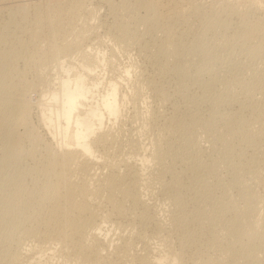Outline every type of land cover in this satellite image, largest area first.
<instances>
[{"label":"bare ground","instance_id":"6f19581e","mask_svg":"<svg viewBox=\"0 0 264 264\" xmlns=\"http://www.w3.org/2000/svg\"><path fill=\"white\" fill-rule=\"evenodd\" d=\"M87 1L10 0V7L13 4L10 9L13 12L10 11L11 15H8L10 18L2 22L0 30V169L9 164H23V158L25 160L26 157L31 158V160L26 158L30 162L33 161L32 159L35 162L33 161L34 164L28 167L21 165V170L18 177H16L17 179L8 180L9 182L11 181L10 184L7 183L8 181L5 182L6 184L1 183L0 229L7 226L11 230L21 232L26 240L32 238L33 241L30 245L23 243L25 247L21 243L22 249L13 253L0 248V264H183L187 244L194 246L199 240V234L201 235V233L194 229L192 232L191 227L195 226L194 224L190 226L191 229L189 228V231L191 230L190 234L187 233L185 235L182 232L180 238L178 236L179 247L177 246V249L173 248L172 242L173 246H169L171 245L169 237H167L170 235L169 232V235L166 234V237H162V241L167 247L163 252L158 249V243H151L153 245L147 243L143 252H132L135 249L133 247L137 239L140 241L147 239L146 233H144L145 237L138 233L135 234V227L137 223H141L140 225L145 227L149 223H155L158 212L154 208L157 214L155 215L153 213L154 209L150 210L151 205L147 198L152 193L150 191L158 190L157 193L155 192L156 194L161 192L165 197L168 196L171 199L176 194H179V196L176 195L178 199L182 198L180 196H183L179 192L174 193L178 189L180 192L182 191L181 189H183L184 184L181 183L183 180L180 183V177H172L173 171L170 175L172 177L170 180L166 179L165 176L170 172V167L167 163L170 160H167L168 157H171L170 139L175 133H180V129L182 132H187L189 129L192 131L201 129L203 130L202 134L206 135L205 137L208 142L218 146L221 145L222 149H227V151L225 150L226 154H239L241 161L230 162L228 168L236 176L239 174L241 167L244 166L243 160L246 159L245 155L249 153H245L246 148L243 149L242 146H249V151L251 150L249 154L254 155L257 149H260L259 140L264 137V25H262L261 21L263 17L258 18L261 15L255 17L257 14L254 15L252 13L253 11L264 13V0H211L207 6H204L205 3L201 4L203 0H198L199 2L197 0L133 1V6H131L133 8L132 12L136 13H134L135 17L133 16L134 18H132L161 31L163 34L161 38L157 39L158 42L154 41L156 43L155 53L157 57L164 59L165 64L174 63L177 68V77L188 74L190 70L191 74L194 72L193 75L190 74L191 77H188L191 78V84L195 83L196 87L201 84L205 88L208 87V91L212 89H209V86H214L215 84L213 85V83L217 81L218 77L220 78V76L216 75V79L215 74L217 72L221 73L222 69H225L222 68L225 63L224 55L228 49L230 51L231 45L227 37L223 36L222 42L217 44L215 48L213 47L214 49L209 52H205L199 48L196 49L194 46L183 47L176 28L178 23L187 22L192 17L205 19L212 29L228 31L229 28L238 22L237 20L236 23L231 25L232 21H234L232 17L239 16L240 23H238L237 27L235 26L237 29L234 31L232 38L239 40L242 45L241 47L251 57L262 59L263 68L261 70L256 69L257 71L254 72V75L252 73V79L249 81L246 77L243 78V74L241 75L242 77L232 74L233 76L229 77V80H226H228V86L230 88L233 87L229 88L230 90L224 88L227 91H221L222 93L219 91L218 95L215 94L216 97H212L211 95L210 97L208 95L204 96V98H209L198 101L196 103L198 104L197 107H194H201L199 106L201 102V105L208 112L206 111L207 113L203 114L205 111L202 110L204 112L200 114L199 111L201 110H196L198 113H188L189 116L187 117L186 115L187 118L184 119V123H174L171 120L168 126L160 124L158 122L160 114L158 113L157 115L160 109H154L157 112L153 111V109L151 111L148 108L149 106H147L146 108L151 111L150 119L153 123L152 127L149 125L151 122L148 123L150 128L144 126V121H142L143 123L141 122L143 126L137 124V128L134 129V131H137L135 135L138 133L137 139L129 143V146L134 149V151L131 150V152H134V155L128 158L127 156L126 158H119L118 160L115 159L120 154H117L118 156L116 157L114 156L116 154H113L114 159L111 153L114 152L112 144L118 139H115L118 133H114L116 132L114 131V125L115 123L117 124L118 121L116 120L119 119L123 111L121 107L122 99L119 92L120 86L127 85L131 89L133 92V103L138 110L141 103H146L147 105L145 101L148 96L144 92L145 89L140 87L142 82L141 84H139L140 82L136 83L142 78L137 65L130 62L123 64L122 62L123 66H121L118 63L121 59L119 61L116 59V62L113 59L115 55L112 54V56L109 55L112 58L109 57L106 53L107 50L105 49V52V50H101L102 48H100L102 44H99V42L102 40L99 41L98 38L101 34L97 32L93 34L92 32L91 34L94 36L87 35L90 46L86 49L81 48L82 50L77 48L81 44L79 41L73 40L70 42L67 38L70 35L76 36L75 38L79 36L83 37L85 35L84 32L87 31L85 30L86 26L84 27L83 25H86V22H83V29L80 28V32L77 29L78 32H75L73 23L76 18L80 16V19L87 17V19L89 18L88 20H94L96 17L95 10H97L96 7L99 10L100 4L94 6V10L91 4L92 1L90 4H87ZM114 3L113 1L109 2L108 6L113 12L115 9L116 12H119L120 7H125L126 5L125 0H121L120 4H116L119 6L118 10ZM31 5L33 6L32 13H30L29 7ZM127 9L129 8L127 7ZM116 12H114V15ZM139 12L140 14H138ZM84 13L88 15L85 14V17ZM124 15H116L117 17L115 16L112 22L115 24V31L113 33L119 38V42L123 46V42L126 41V44H128L127 39L132 38L131 32L133 31L127 27L128 22L134 23L132 22V18L130 19L129 17L130 20L127 19L128 13L127 16L125 15L124 17ZM81 16L83 17L81 18ZM104 19L106 18L104 17ZM87 23L90 22L88 21ZM104 24L106 23L104 22ZM11 25L16 26L11 29ZM110 26V29H113L114 25ZM133 28L132 30H134ZM145 28L147 29L146 26ZM8 29L10 30L8 31ZM110 29H108V32ZM5 31L9 33L6 35ZM26 36L29 38V41L27 40L28 43H25ZM56 39H60L61 42H58ZM116 43L115 45L118 44ZM98 44L99 48L98 46H94ZM29 46L33 48L29 49ZM118 46L120 45L118 44ZM120 47L118 48V52L121 50ZM113 50V48L110 49L112 52ZM123 50L126 49L123 48ZM123 52L125 51H122V55H125ZM196 56H199L197 59L198 63L196 62L197 65L190 66L188 63L193 58L196 59ZM17 61L24 62L26 68L30 67L31 70L33 68L36 72V80L38 79L40 84L42 81L46 83L49 79L53 80V82L50 80L52 83H47V85L49 84L47 89L42 87L39 94L40 99L38 98L39 100H37L35 98L37 100V102L35 101L36 103H33L34 101L31 99L30 93L38 86L39 81H34L35 83L32 82L33 80L28 81L27 77L25 78L24 76L25 72L23 70L25 68L22 67L23 70L22 68L19 69V65H16L18 64ZM53 72H55V76H49L53 75ZM141 73L143 72L141 71ZM43 74L46 75L43 76ZM210 75L214 76L209 78ZM45 76H49L47 80L44 79L46 78ZM188 77L186 75V78ZM219 80L221 81V78ZM146 83L152 88L151 90L149 88V90L155 95L164 97L154 79ZM149 94L153 95L151 92ZM155 95H153L154 98ZM122 98H126V96L123 95ZM35 104L38 107V113H36L39 114V118L36 116L39 120L38 124L49 135H46L49 141L42 138L41 131H39L41 128L39 127L40 129H38V126L36 127L30 119ZM189 108L191 109L192 107ZM200 109L203 108L201 107ZM147 111L136 113L135 116L137 115L138 118L143 119L145 117L144 113L147 115ZM146 117L145 119L147 120L149 117ZM147 121L149 122V119ZM146 123L145 125H147ZM182 134L184 135V132ZM138 135L140 136L138 137ZM26 140L30 142V144L28 142L29 145L24 144ZM44 140L46 147L43 145L45 152L42 155V152L38 151V146ZM110 149L112 150L109 151ZM101 150H107V154H102ZM119 151L121 150L119 149ZM39 152L41 154L38 156ZM104 152L106 153V151ZM108 153L113 160H109ZM248 156L250 158L253 155ZM28 162L25 165H28ZM183 162L185 163L186 161ZM206 162L203 160L199 163L194 162V164L192 163L193 165L190 163L191 166L187 167V170H192L191 173L193 171L195 173L204 172L201 179L203 184L199 185L200 189L205 190L207 194H213V191L216 192V189H218V186L215 185L214 176L210 172L215 165L211 162ZM176 165H174L175 169L177 168ZM100 168L106 169L107 172H101ZM258 168L261 167L257 166ZM184 169L182 170L184 171ZM99 170L101 171L98 172ZM250 171L257 178L261 177L256 169ZM75 173H77V176H75ZM179 173L181 174V172ZM27 178L31 179L29 185L26 184ZM197 191L201 192L202 190ZM189 193H192L191 190ZM203 193L201 192L200 194ZM222 194L224 196L218 198L217 202H210L208 200L207 206L204 203L207 202L206 199L203 202L205 204L204 208L193 207L194 210L189 212H184L181 208L183 213L181 215L175 208L176 203L179 202H175V206L173 205L175 210H177L176 213L179 212L180 215L179 217L175 215V223L178 224L179 222L181 224L182 218L190 222L189 224L193 223L192 221H195V224L199 222L202 224L204 234L209 235V238L207 237L208 241H205L206 243L208 242V245L205 244L207 246L206 252L200 253L201 255L198 257L194 256L195 258L190 259L186 264H263L259 256L261 252H264V234L260 231L259 222L255 215L264 211V197L254 198V203L256 204L252 207H246L242 206L238 200L229 196L226 191L223 190ZM192 196L190 195V199L196 203L201 195H195L194 197L192 194ZM175 197L173 198L174 201L176 200ZM168 199L166 200L168 201ZM183 201L182 204L179 203L178 208L183 205ZM102 202L106 203V206L109 208L101 212L100 207L102 206ZM203 203H201V206ZM173 210L171 211L174 214ZM171 211L170 214H172ZM124 218L132 220L130 225H126L129 227L125 228L124 226V229L114 232V235H110L109 232L113 226L118 227L119 230L122 224H124V221L122 222ZM170 219H173V217ZM126 223L129 224V222ZM186 226L188 224L178 230L185 231L187 230ZM130 227H134L135 230L132 231ZM161 228L163 227L161 226ZM202 228L200 232H202ZM195 229L197 230V226ZM175 231L173 232L175 233ZM143 232L145 231L143 230ZM147 234H149V231ZM152 237L154 235H151ZM210 249L215 251L216 254H211ZM262 256L264 257V255Z\"/></svg>","mask_w":264,"mask_h":264},{"label":"rangeland","instance_id":"374dc122","mask_svg":"<svg viewBox=\"0 0 264 264\" xmlns=\"http://www.w3.org/2000/svg\"><path fill=\"white\" fill-rule=\"evenodd\" d=\"M7 1V2H6ZM10 0H0V18L2 19V21H1V19H0V30H1V27H2V22L3 21H6V20H8L10 17V15H11V12L10 11H12L13 12V10H11L10 8L12 7V5H11V7H10V2H9ZM92 1V2H91ZM95 0H88L87 1V4H90V2H91V4L93 5H91L93 8H94V10H95V7L94 6H97V5H99L100 4V6L101 7H99V10H98V8L96 7V9L99 11H97V10H95L94 12L96 13V17L94 18V20L93 19H90V20H88L87 19V17H86V15H88V14H86V13H84V16L86 17L85 19H84V17L83 16H81V18L83 17V19H84V21H83V19H80V16L78 17V18H76L75 19V22L73 23V25H74V27H75V32H78L79 30L81 31V29H83L82 27H83V25H84V27L86 28L85 30H87L86 32H84V36L82 37V36H79L80 37V39H79V37H77V38H75L74 36H71L70 35V37L68 36L67 38L70 40V42L71 41H73V40H77V41H79L81 44H80V47H78L77 46V48H80V50H82L83 48L84 49H86L88 46H90V43H89V39L87 38V35L89 36V35H93V34H96V32L98 33V34H103L102 36L100 35V37L98 38L99 39V41H101V42H99V44H102L101 46H100V48H102L101 50H107V52H106V50H105V52L107 53V55L109 56V55H111L112 56V54L113 55H115L114 56V61H116V59H118L117 61H119V59H125L124 61L122 60H120L118 63H120V65L121 66H123L122 65V62H123V64H125V62H126V64L127 63H135L134 65H137V68L139 69H137L138 71H140L139 73H140V75H142L141 77L143 78H141V79H139V81H137L136 83H139V84H141V82H142V84H141V86L138 84V86H140L142 89H145L144 90V92H146L147 93V96H148V98H147V100L145 101V102H147V105H146V103H139L140 104V106H139V110H138V108L135 106V104L133 103V92L131 91V89H129V87H127V85H122L123 87H121L120 86V89H119V92H120V97H121V107H122V109H123V111H122V115L119 117V119L118 120H116V121H118L117 122V124L115 123V125H114V128H115V130H114V128H113V130L114 131H116V132H114L115 134H117V136H115V139H117V140H115L114 142H113V144H112V149H114L113 151V153H111V156H112V158H114L115 159V157L116 156H118L119 154H120V156H118V158L116 157V159L115 160H118L119 158H126V156H127V158L128 157H131V156H133L134 155V152H131V150H133L134 151V149L131 147V146H129V143L130 142H132V140H135V139H137V134L135 135V133L137 132L136 130L134 131V129L135 128H137V124H139V126H143L142 124H141V122L142 121H144V126L145 127H147V128H150L149 127V125H151V127H152V125H153V123L151 122V119H150V115H151V111H152V109H153V111H156V110H154V109H156L157 108V110H159L160 112H157V115H158V113L160 114V116H158L159 117V119H158V122L160 123V124H165V125H169V123H170V121L172 120L174 123H184V119L185 118H187L188 116H189V114H194V112L195 113H198V112H196V110H204V111H199V113L200 114H202L203 112V114H206L208 111L206 110V108L205 107H203V105H201V102H200V104H199V106H201L203 109H200L201 107H199V108H196L197 107V105L198 104H196L198 101H201V100H203V99H206V98H209L210 97V95L212 96V97H216V95H218L221 91L222 92H226L230 87L228 86V80L231 78V76H238V77H242L243 76V78L244 77H246L247 78V80L249 81V80H251L252 79V76L254 75V72H256L257 70L256 69H262L263 68V63H262V59H260L259 57H251L250 56V54L249 53H247V51L244 49V48H242L241 46V42L239 41V40H234L233 38H232V35L234 34V31L237 29L236 27L239 25L238 23H240V17L239 16H235L234 18L232 17V20H234V21H232V23H231V25H233V23H236L237 22V20H238V22L236 23V24H234L231 28H229L228 29V31H221V29L220 30H218V29H212V28H210L209 27V25L206 23V20L205 19H202V18H196V17H192V18H190L187 22H180V23H178V25H177V33L180 35V39H181V41H182V45H183V47H196V49H202L203 51H205V52H209V51H212L216 46H217V44H219V43H221L222 42V38H223V36H226L227 37V39H228V41H229V43H230V45H231V49H230V51H229V49H228V51H227V53H225V55H224V58H225V63H224V67L222 66V68H227L226 69V71H225V69L223 70L222 69V75H224L225 73H226V75H228L227 77H225L226 75H224V76H222L221 75V73L220 72H217L216 74H215V76L217 75V76H220V78H221V81L219 80L218 81V79H220L219 77H218V79H217V76H216V79H217V81L215 82V83H213V85L214 86H209V89L210 88H212V89H210V91H208V87H206L205 88V86L203 87L201 84L199 85L200 87H201V89H200V87L198 88V87H196V84L195 83H193V84H191V78H189V77H191L190 76V72H191V70H190V72L188 73V74H186L187 75V77L188 78H186V75H183V76H179V77H177V68H176V65L174 64V63H168V64H165V60L164 59H160V57L158 58L157 57V55H156V49H155V45H156V43H154V41L156 42H158V40L157 39H159V38H161L162 37V32L161 31H158L157 29H153V28H151V27H149L148 25H144V24H142V23H140L139 21H137L136 19V21L133 19L135 16H134V13H136V12H132V10H133V8L131 7V6H133V3L135 2V0H125V7H120V10H119V6H117L116 4H120L121 3V0H96L95 2H94ZM104 3H103V2ZM115 2L114 4L116 5V7L118 8V10H119V12H116V9L114 10V12H116V14L114 15V12L112 11V9L110 8V7H108L109 6V2ZM134 1V2H133ZM198 1V0H197ZM98 2V3H97ZM106 2V3H105ZM117 2V3H116ZM128 2V3H127ZM132 2V3H131ZM199 2V1H198ZM208 2V3H207ZM211 2V0L209 1V0H205V2H204V0H203V3H202V1H201V4H204L205 3V5L204 6H207V4H209ZM2 3V4H1ZM96 4V5H95ZM103 4V5H102ZM132 4V5H131ZM105 5V6H104ZM102 6H104V7H102ZM121 6H122V4H121ZM124 6V5H123ZM30 7V13H32V10H33V6L31 5V6H29ZM127 7L129 8V9H127ZM5 8V9H4ZM91 8V7H90ZM103 8V9H102ZM124 10H123V9ZM131 9V10H130ZM106 10V11H105ZM117 10V11H118ZM122 10V11H121ZM121 11V12H120ZM123 12V13H122ZM141 13H143L142 11H140ZM140 12L138 13V14H140ZM10 13V14H9ZM110 13V14H109ZM119 13V14H118ZM127 13H128V17H127V19H129V17H130V19L132 18V22H134L133 24H131V21H129L128 23V25H127V27L128 28H130L129 30H131V31H133V32H131L132 33V38H128L127 39V43L129 44H131L132 46H134V47H132L130 44L128 45V44H126V41L125 42H123L124 43V46L122 45V43L120 44V42H119V38H117L115 35H114V33H113V31H115V24H113L112 22H113V18L116 16V15H122V14H125L126 16H127ZM129 13H130V15H129ZM259 13V14H258ZM4 14V15H3ZM86 14V15H85ZM98 14V15H97ZM109 14V15H108ZM252 14H257V15H255V17H257V16H260V17H258V18H262V25H264V13H261V12H258V11H253V13ZM251 14V16H253L254 17V15H252ZM9 15V16H8ZM125 15H124V17H125ZM113 16V17H112ZM7 17V18H6ZM98 17V18H97ZM104 17L106 18V19H104ZM111 19H110V18ZM117 17V16H116ZM236 17H238V18H236ZM109 18V19H108ZM96 19V20H95ZM99 19V20H98ZM102 19V20H101ZM104 19V20H103ZM129 19V20H130ZM81 20V21H80ZM87 20V21H86ZM92 20V21H91ZM79 21V22H78ZM90 22V23H87V22ZM98 21V22H97ZM100 21V22H99ZM184 21V20H183ZM83 22H86V25L85 24H83ZM93 22V23H92ZM104 22L106 23V24H104ZM137 22V23H136ZM139 22V23H138ZM76 23V24H75ZM95 23V24H94ZM102 23V24H101ZM115 23V22H114ZM81 24V25H80ZM83 24V25H82ZM88 24V25H87ZM89 24H90V26L92 27H90L89 26ZM92 24V25H91ZM100 24V25H99ZM131 24V25H130ZM94 25H95V27H94ZM109 25V26H108ZM110 25H114L112 28L113 29H110ZM133 25V26H132ZM141 25V26H140ZM16 25H11V29H13L12 27H15ZM78 28H77V27ZM143 26V27H142ZM145 26L147 27V29L145 28ZM236 26V27H235ZM87 27H88V29L90 30H88L87 29ZM135 30H132V28ZM81 28V29H80ZM136 28V29H135ZM77 29H78V31H77ZM94 29V30H93ZM96 29V30H95ZM99 29V30H98ZM108 29H110V30H112L111 32H110V30H109V32H108ZM150 29H152V30H150ZM6 30V29H5ZM10 29H8V31H9ZM154 30V31H153ZM7 31V30H6ZM6 31H5V33H6ZM79 31V32H80ZM93 32V34H91ZM153 32H154V34H153ZM9 32H7L6 33V35L8 34ZM113 33V34H112ZM134 33V34H133ZM161 35H160V34ZM182 33V34H181ZM104 34H106V35H104ZM108 34H112L111 35V37H110V35H108ZM108 35V36H107ZM86 36V37H85ZM94 36V35H93ZM113 36V37H112ZM75 39H74V38ZM104 39H103V38ZM116 37V38H115ZM71 38V39H70ZM84 38V40H82V39ZM87 38V39H86ZM109 38V39H108ZM115 38V39H114ZM155 38V39H154ZM25 39H26V42L25 43H28L27 42V40L29 41V38L26 36L25 37ZM97 39V40H98ZM114 39V40H113ZM130 39V40H129ZM154 39V40H153ZM56 40H58V42H61V40L60 39H56ZM25 41V40H24ZM103 41H104V43H103ZM107 41V42H106ZM112 41V42H111ZM119 42L118 44L121 46H118V44L117 45H115V42ZM129 41V42H128ZM114 42V43H113ZM134 42V43H133ZM84 43V44H83ZM112 43V44H111ZM153 43V44H152ZM86 44V45H85ZM89 44V45H88ZM99 44L98 45H94L95 47H97L98 46V48H99ZM109 44H110V46H109ZM136 44V45H135ZM73 45V44H72ZM92 45V44H91ZM107 45V46H106ZM229 45V46H230ZM82 46V47H81ZM122 46H123V48L124 49H126V50H123V48H122ZM127 46H129L130 47V51H129V47H127ZM30 47V48H29ZM28 48L29 49H32L33 47L32 46H29ZM94 47V48H95ZM111 47V48H110ZM116 47H117V50H116ZM121 48V50H119L120 52H118V48ZM126 47V48H125ZM214 47V48H213ZM82 48V49H81ZM114 49L113 50V52L112 51H110V49ZM230 48V47H229ZM128 49V50H127ZM133 49V50H132ZM79 50V49H78ZM78 50H76V51H78ZM116 50V51H115ZM108 51H110V52H108ZM122 51H125V52H123L125 55H122ZM114 53H117V54H114ZM118 53H120V54H118ZM198 53H200V52H198ZM154 54H155V56H154ZM128 55V56H127ZM111 56H109V57H111ZM118 56H120V57H118ZM130 56V57H129ZM125 57V58H124ZM199 57V56H198ZM198 57L196 56L195 58L196 59H192L188 64L190 65V66H194V65H197V63H198V61H197V59H198ZM112 58V57H111ZM131 58V59H130ZM127 59V60H126ZM129 60V61H128ZM163 60H164V62H163ZM260 60V61H259ZM116 61V62H117ZM258 61V62H257ZM18 62V61H17ZM16 62V63H17ZM197 62V63H196ZM253 63V64H252ZM262 63V64H261ZM258 64V65H257ZM16 65H19V69H21L22 67L23 68H25L24 70H23V68H22V70L25 72L24 73V76H25V78L27 77V79H28V81L30 80H33L32 82H38L39 80L37 79L36 80V72H35V70L32 68V70H31V68L30 67H28L29 68V70H28V68H26L25 67V64H24V62H18V64H16ZM140 66V67H139ZM166 66V67H165ZM230 68V69H229ZM253 68H255V69H253ZM252 69V70H251ZM26 70V71H25ZM31 70V71H30ZM228 70H230V71H228ZM233 70V71H232ZM141 71L143 72V73H141ZM225 71V72H224ZM247 71V72H246ZM251 71V72H250ZM253 71V72H252ZM48 72V71H47ZM161 72V73H160ZM164 72V73H163ZM215 72H216V70H215ZM230 72H231V74H230ZM30 73V74H29ZM45 73H46V71H45ZM55 72H53L52 74L53 75H49V76H51V77H54L55 76V74H54ZM219 73V74H218ZM224 73V74H223ZM228 73V74H227ZM235 73V74H234ZM247 73H248V75H247ZM252 73H253V75H252ZM194 74V72H192V74L191 75H193ZM233 74V75H232ZM237 74V75H236ZM243 74V75H242ZM28 75V76H27ZM44 75H46V74H43V76ZM242 75V76H241ZM244 75H246V76H244ZM32 76V77H31ZM36 76V77H35ZM49 76H45L46 78H44V79H46L47 80V78L49 77ZM212 76H214V75H210L209 76V78H211ZM145 77V78H144ZM181 77V79H182V77H183V79L181 80V79H179ZM186 79H185V78ZM230 77V78H229ZM249 77H251L250 79H249ZM35 78V79H34ZM229 78V79H228ZM245 78V79H246ZM148 79V80H147ZM151 79H154L155 81H156V83H157V85H158V89L164 94V97H160L161 95H158L157 96V94L155 95L152 91H150L152 88L148 85V83H146L147 81L149 82ZM224 79V80H223ZM226 79H228V80H226ZM51 79H49L48 81H46V83L45 82H43L42 81V83L40 84V81L38 82V86L36 87V88H34L32 91H31V93H30V91H29V93H30V97H31V99L34 101L33 103H36L37 102V100H39L40 98V96H39V94L41 93V90H42V87L43 88H45V89H47L48 88V85L50 84V83H52L53 82V80H51ZM141 80V81H140ZM145 80H146V82H145ZM34 82V83H35ZM50 82V83H49ZM144 82V83H143ZM44 83V84H43ZM47 83H49L48 85H47ZM135 83V82H134ZM191 85H190V84ZM219 83V84H218ZM227 84V85H226ZM43 85V86H42ZM147 85V86H146ZM190 85V86H189ZM220 85V86H219ZM224 85V86H223ZM41 86V87H40ZM46 86V87H45ZM149 86V87H148ZM188 86V87H187ZM192 86V87H191ZM227 86V87H226ZM148 87V88H147ZM219 87V88H218ZM233 87V86H232ZM231 87V88H232ZM147 88V89H146ZM149 88H150V90H149ZM196 88V89H195ZM203 88V89H202ZM217 88V89H216ZM227 89V90H225V89ZM230 88V89H231ZM193 89V90H192ZM219 89V90H218ZM229 89V90H230ZM36 90V91H35ZM147 90V91H146ZM191 90V91H190ZM213 90V91H212ZM214 90H216V91H214ZM220 91V92H219ZM34 92V93H33ZM152 93L153 95H155V98H154V96L153 95H151V94H149V93ZM213 92H215V93H213ZM217 92V93H216ZM221 92V93H222ZM213 94V95H212ZM216 94V95H215ZM126 96V98H122V96ZM149 95H151L150 97H149ZM209 96V97H205L204 98V96ZM153 97V98H152ZM203 97V98H202ZM35 98H37V100L35 99ZM39 98V99H38ZM200 98H202V99H200ZM152 99V100H151ZM198 99H200V100H198ZM195 100H197V101H195ZM36 101V102H35ZM193 103H195V104H193ZM146 105V106H145ZM147 106H149L148 108L149 109H151V111L148 109V108H146ZM150 106H151V108H150ZM194 106H196V107H194ZM34 108L32 109L33 111H32V113H31V117H30V119L33 121H31L36 127L38 126V129H40L41 127H40V125L38 124L39 123V120H38V115L39 114H36V113H38V107H37V105L35 104L34 106H33ZM189 107H192L191 109L189 108ZM193 107H194V109H193ZM145 108V109H144ZM188 108V109H187ZM205 108V109H204ZM36 109V110H35ZM190 109V110H189ZM137 110V111H136ZM145 110H148L147 111V115H146V113H144L145 114V117L146 118H148L149 119V122L145 119V117L142 119V118H138V116H137V118H136V116H135V114L136 113H143V111H145ZM192 110H194V111H192ZM139 111V112H138ZM162 111V112H161ZM207 111V112H206ZM149 112H150V114H149ZM192 112V113H191ZM189 113V114H188ZM186 115H187V117H186ZM199 115V114H198ZM38 118H37V117ZM135 117V118H134ZM137 119V120H136ZM133 120V121H132ZM146 120V121H145ZM145 122H147L146 124L147 125H145ZM151 122V124H149L148 125V123H150ZM125 123V124H124ZM133 123V124H132ZM135 123V124H134ZM143 123V122H142ZM141 124V125H140ZM136 125V126H135ZM130 128H129V127ZM40 127V128H39ZM132 127V128H131ZM42 129V128H41ZM39 130V131H41L40 132V134H41V136H42V138L44 139L45 138V140L46 141H49V139H48V134L47 133H45V130ZM117 129H119V130H117ZM190 130V129H189ZM187 131V132H185V131H183L184 132V135L182 134L183 132L181 131V129L179 130L180 131V133H175L174 134V136L172 135V138L170 139V145H171V148H172V150H171V148H170V155H171V157H168V159L167 160H169L167 163H168V166L170 167V172H168L165 176H166V179H171L172 177H174V176H176L177 178H179V182L181 183V181L183 180V182L181 183V184H184L183 185V189H181L182 191L180 192V190L178 189L176 192H174V193H181L180 195H183V196H180V197H182V198H180V199H178L177 198V196H179V194L176 196V195H174V197H175V201H174V197L171 199V197H168V196H166L165 197V195L164 194H162L160 191V193H158V194H156L157 192H158V190H156V191H150V192H152V193H150L149 194V192H148V194H149V196H147V198H148V202H150L149 204L151 205V209L150 210H153L154 208H156V211L158 212V215L155 213V209L152 211L155 215H157L156 216V220H155V223H151V224H153L152 226H151V224L149 223V225L148 226H142V225H140L139 223H137V226L135 227V229H134V227H130V229L132 230V231H134L135 230V234H140L141 236H144L145 237V234L144 233H146V237H147V242H146V240H139V239H137L136 241H135V244H134V247H133V249L134 250H132V252H136V251H140V252H143L144 250H145V247L147 246V243L148 244H150V245H153V244H151V243H158V249H160V251L161 252H163L164 250H166V246L164 245L165 243L162 241V237H166L167 235H169V236H167V237H169V240H170V244H171V242H172V244L175 246H173L172 244L171 245H169V246H173V248H178L179 246V238H180V234L182 233V232H184L185 233V235H187V233L188 234H190V232H191V230H192V232H193V229L195 230V231H197V232H199V233H201V235L199 234V237H198V241H197V245L199 246H197L196 244L193 246H190V244H187L188 246H186V248H185V260H183V264H186V262H189V260L190 259H192V258H195V257H198L199 255H201L202 253H205L206 252V250H207V246L206 245H208V242L206 243L205 241L209 238L208 236V234H204V229L202 228V224L201 223H199V222H197V224H195L196 222L195 221H192L193 223H191V224H189L190 222H188V221H186L185 219H181V224L178 222V224L177 223H175V220H174V218L176 217V216H180L181 214H183L182 213V210L185 212H189V211H193L194 210V208L196 207V208H198V207H203L204 208V203H206V206L208 205L207 203H208V200L210 201V202H217V200H219L218 198H220V197H222V196H224L222 193H223V190L224 191H226L227 193H228V195L229 196H231V197H233L234 199H236V200H238V202H240V204L242 205V206H246V207H252V206H254L256 203H254V198H259V197H264V137H262L260 140H259V145H260V149H257V151H256V153H255V155L254 154H249L250 152H251V150L249 151V149L250 148H248L247 147V145H244V146H246V147H244V146H242L243 147V149L244 148H246L245 149V153H248V155H253L254 157H256V158H254L253 156H251L250 158H248L249 156L246 154L245 155V157H246V159H244L243 160V162H244V166L243 167H241V170H240V172H239V174L236 176V175H234V173L232 172V171H229L230 169H228L229 168V164H230V162H240L241 160H240V156H239V154H237V153H229V154H226V151H227V149H225V148H223L222 149V146L221 145H215V144H212V143H210V142H208V140L206 139V135H203L202 134V132H203V130H201V129H196V130H190V131ZM119 131V132H118ZM131 131H133V132H131ZM43 132H44V136H43ZM132 133H134V134H132ZM187 133V134H186ZM180 134V135H179ZM186 134V135H185ZM46 135H48V136H46ZM179 137H178V136ZM140 135H138V137H139ZM181 136V137H180ZM45 140L43 141V143H41V145L39 144V146H38V151H40V152H42V155H43V152H45L43 149H44V147H43V145L45 146L46 144V142H45ZM26 142V143H25ZM24 142V144H28V142L29 141H25ZM29 144H30V142H29ZM28 144V145H29ZM27 145V146H28ZM115 146V148H113ZM40 147H43V148H40ZM46 147V146H45ZM119 147V148H118ZM117 148V149H116ZM132 148V149H131ZM248 148V149H247ZM259 148V147H258ZM112 149H110L109 151H111ZM119 149L121 150V151H119ZM116 150V151H115ZM226 150V151H225ZM246 150H248V151H246ZM37 151V152H38ZM102 151V154H107V150H101ZM104 151H106V153L104 152ZM118 151V152H117ZM38 153V156L41 154V153ZM190 152V153H189ZM192 152V153H191ZM110 153V152H109ZM108 153V154H109ZM130 153H133V154H130ZM172 153V154H171ZM187 153H189V154H187ZM258 153V154H257ZM113 154H116V155H114L115 157H113ZM118 154V155H117ZM174 154V155H173ZM176 154V155H175ZM185 154V155H184ZM187 154V155H186ZM257 154V155H256ZM121 155H123V156H121ZM173 155V156H172ZM179 155V156H178ZM188 155H190L189 156V160H188ZM110 156V154H109V160H111L112 158H110L111 157ZM169 156V155H168ZM179 157V159H178V157ZM183 156H184V158H183ZM174 157V159L172 160V158ZM177 157V158H176ZM182 157V158H181ZM186 157V158H185ZM27 159H29V160H31V158H28V157H26ZM25 158V160H24V158H23V164H9L8 166H6V167H4V168H2V169H0V186H1V183L3 184V183H5V182H7L8 180H12L13 178L15 179L16 177H18V174H19V171L21 170V165L23 166V167H28V166H31V164H34V159H32L33 161H29V160H27ZM176 158V159H175ZM181 158V159H180ZM193 161H191V160ZM113 160V159H112ZM172 160V161H171ZM175 160V161H174ZM176 160H177V162H176ZM182 160V161H181ZM207 161L208 163L209 162H211V163H213L215 166L213 167V169L210 171L212 174H213V176H214V180H215V185H217L218 186V189H216V192H214L213 191V194H207L206 192H205V190H203V189H200V186L199 185H202L203 184V182L201 181V179H202V174L204 173V172H197V173H195L194 171H193V173H191L192 172V170L190 171V170H187V167H190L191 166V164L193 163L194 164V162L195 163H199V162H201V161ZM29 161V162H28ZM171 161V162H170ZM173 161H174V165H176V169H175V166L173 165ZM184 163L183 161H186L183 165H182V163ZM191 161V162H190ZM26 162H28V165H25V164H27ZM33 162V163H32ZM189 164H188V163ZM206 162V163H207ZM30 163V164H29ZM191 163V164H190ZM210 163V164H211ZM192 164V165H193ZM170 165H172V166H170ZM187 165V166H186ZM32 166H34V165H32ZM185 166V167H184ZM257 166L259 167H261V168H258L257 169ZM181 167V168H180ZM171 168H173L172 170H171ZM185 168V169H184ZM101 170H99L98 172H107V170L106 169H102V168H100ZM175 169V170H174ZM180 169V170H179ZM182 169H184V171L182 170ZM257 170L258 172V174H260V178H257L256 177V175L255 174H253L250 170ZM262 169V170H261ZM187 172H186V171ZM18 171V172H17ZM172 171H173V173H172ZM177 171H179V172H181V174H183V173H189L187 176L185 175V174H183V176H181V174L179 173V172H177ZM183 171V172H182ZM263 171V173H261ZM17 172V173H16ZM175 172H177V173H179V175H177V173H175ZM260 172V173H259ZM171 173L173 174L172 175V177L170 176L171 175ZM17 174V175H16ZM175 174V175H174ZM261 174H263V175H261ZM185 175V176H184ZM75 176H77V173H75ZM170 177V178H169ZM176 178V179H177ZM7 179V180H6ZM17 179V178H16ZM168 180V181H169ZM213 181V180H212ZM11 182V181H10ZM10 182L8 181L7 183H9L10 184ZM31 183V179L30 178H27V180H26V184H30ZM6 184V183H5ZM184 186H185V188H184ZM194 188V189H193ZM195 188H196V190H195ZM199 188V189H198ZM185 189V190H184ZM189 191L190 192V190H191V192L192 193H187V191ZM197 190H202L201 192H204L203 194H200L201 192L199 191H197ZM194 191H196V193H194ZM221 191V192H220ZM156 192V193H155ZM185 192V193H184ZM184 193V194H183ZM197 193H199V194H197ZM206 193V194H205ZM152 194V195H151ZM192 194L194 195V197H195V195L196 196H200V198H199V200H198V202H193L192 201V199H193V196H192ZM157 195V196H156ZM162 195V196H161ZM186 197H185V196ZM190 195L192 196V199H190L191 197H190ZM202 195H204V196H202ZM208 195V196H207ZM210 195H212V196H215V197H211ZM205 196H207V197H205ZM219 196V197H218ZM150 197H152V198H150ZM156 198V199H154V198ZM202 197V198H201ZM204 197V198H203ZM150 198V199H149ZM169 198V199H168ZM184 198V199H183ZM186 198H189V199H186ZM212 198V200H210ZM213 198H214V200H213ZM166 199H168V201L169 202H171V203H169ZM171 199V200H170ZM181 199H183V200H181ZM206 199H207V202H204V201H206ZM155 200V201H154ZM179 200H181V201H179ZM189 200V201H188ZM202 200V202H200ZM1 201V200H0ZM152 201V202H151ZM165 203H164V202ZM182 201H183V205L182 206H184V207H182V206H180V208H178V206L180 205V204H182ZM190 201H192L191 203H190ZM155 202V203H154ZM175 202H179V203H176V209L180 212V215H179V212L178 213H176L177 212V210H175V208H174V206H175ZM189 202V203H188ZM204 202V203H203ZM161 203V204H160ZM168 203V204H167ZM173 203V204H172ZM200 203V204H199ZM201 203H203L202 204V206H201ZM104 204V205H103ZM172 204V205H171ZM0 205H1V202H0ZM161 205V206H160ZM171 205V206H170ZM174 205V206H173ZM187 205H189V206H187ZM190 205H192V206H190ZM194 205V206H193ZM196 205V206H195ZM198 205H200V206H198ZM105 206H106V203H104V202H102V206L100 207L101 209H100V211L102 212L103 210L104 211H106L109 207L108 206H106V208H105ZM168 206V207H167ZM170 206V207H169ZM189 207V208H187V207ZM205 206V207H206ZM103 207V208H102ZM153 207V208H152ZM194 207V208H193ZM164 208V209H163ZM172 208V209H171ZM181 208H182V210H181ZM158 209V210H157ZM170 209V210H169ZM174 209V210H173ZM189 209H191V210H189ZM171 210H173V212H174V214L172 213V211ZM159 211H161L160 212V214H159ZM165 211V212H164ZM170 211H171V213L172 214H170ZM176 213V214H175ZM164 214V215H163ZM168 215H170V216H168ZM176 215V216H175ZM171 217H173V219H170ZM255 217H256V219L258 220V222H259V228H260V231L264 234V211L261 213H258L257 215H255ZM161 219V221H160V219ZM159 221H158V220ZM163 219V220H162ZM125 218L122 220V222L125 224H122V226L119 228V230H118V227H115V226H113L112 228H111V231L109 232L110 233V235L112 234V235H114L115 233L114 232H118V231H120L121 229H124L123 227L125 226V228L127 227L126 225H130L131 223H132V220L131 219H127L126 220V222H129V224L128 223H126L125 222ZM169 220V221H168ZM170 220H171V222H170ZM173 220H174V223L176 224H174L173 223ZM183 220V221H182ZM156 221H157V223H156ZM164 221V222H163ZM167 221V222H166ZM197 221H200V220H197ZM131 222V223H130ZM169 222H170V225H169ZM177 222V221H176ZM184 222V223H183ZM186 222V223H185ZM161 223V224H160ZM183 223V224H182ZM158 224H160V225H158ZM165 224V225H164ZM188 224V226H186L187 227V230H185V231H181V230H178V229H182L183 227H184V225H187ZM195 225V226H193V227H191L190 228V226H192V225ZM139 225V226H138ZM158 225V226H157ZM165 227H164V226ZM178 225V226H177ZM181 225V226H180ZM160 226V227H159ZM161 226L163 227V228H161ZM168 226V227H167ZM173 226H177L176 228L175 227H173ZM196 226H197V230L195 229L196 228ZM129 227V226H128ZM127 227V228H128ZM144 227V228H143ZM149 227V228H148ZM171 227V228H170ZM7 228V229H6ZM115 228V229H114ZM143 228V229H142ZM160 228V229H159ZM164 228H165V230L167 231H165L164 230ZM173 228H174V230H176L175 231V233L173 232L174 230H173ZM189 228L191 229L190 231H189ZM202 228V232H200V229ZM114 229V230H113ZM138 229V230H137ZM159 229V230H158ZM161 229H163V230H161ZM172 230V232H171V230ZM9 230V231H8ZM143 230L145 231V232H143ZM199 230V231H198ZM11 231V232H10ZM15 230H11V229H9L7 226H5V227H3V228H1L0 229V248H4V250H9L11 253H13V252H17V251H19L20 249H22V247H21V243L23 244V243H28L29 245L31 244V242L33 241V239L32 238H29V239H27L26 240V238H24V236L22 235V233L21 232H19V231H15ZM137 231V232H136ZM142 231V232H141ZM148 231H149V234H147L148 233ZM142 234H141V233ZM168 232H169V234H168ZM156 235H155V234ZM173 233V234H172ZM158 234V235H157ZM167 234V235H166ZM173 236H172V235ZM151 235L153 236L154 235V237H152L151 238ZM161 235V236H160ZM176 235V236H175ZM207 235V236H206ZM160 236V237H159ZM178 236H179V238H178ZM203 237V238H202ZM205 237V238H204ZM208 237V238H207ZM158 238V239H157ZM178 238V239H177ZM202 238V239H201ZM152 239V240H151ZM139 240V241H138ZM159 242H158V241ZM22 241V242H21ZM28 241H30V242H28ZM145 241V242H144ZM208 241V240H207ZM150 242V243H149ZM162 243H163V246H162ZM200 243V244H199ZM201 243H202V245H201ZM138 244V245H137ZM206 244V245H205ZM160 245V246H159ZM201 245V246H200ZM143 248H142V247ZM178 246V247H177ZM196 246H197V248H196ZM23 247H25V245L23 244ZM139 247V248H138ZM162 247H163V249H162ZM194 247V248H193ZM187 248H189V249H187ZM196 248V249H195ZM143 249V250H142ZM191 249V250H190ZM201 249V250H200ZM188 250V251H187ZM205 250V251H204ZM211 250V254H213V255H215L216 254V252L215 251H213L212 249H210ZM195 251V252H194ZM198 252V254H197V252ZM201 251V252H200ZM203 251V252H202ZM201 253V254H200ZM261 253H263V254H261ZM260 253V256H259V258H260V260H261V262L263 261V264H264V257L262 256V255H264V252H261ZM192 257H191V256ZM190 256V257H189ZM195 256V257H194ZM187 257V258H186ZM130 258H131V256H130ZM187 260V261H186Z\"/></svg>","mask_w":264,"mask_h":264}]
</instances>
